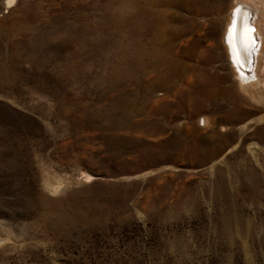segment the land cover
<instances>
[{"label": "rangeland", "instance_id": "rangeland-1", "mask_svg": "<svg viewBox=\"0 0 264 264\" xmlns=\"http://www.w3.org/2000/svg\"><path fill=\"white\" fill-rule=\"evenodd\" d=\"M235 1L0 0V264H264Z\"/></svg>", "mask_w": 264, "mask_h": 264}, {"label": "bare ground", "instance_id": "bare-ground-1", "mask_svg": "<svg viewBox=\"0 0 264 264\" xmlns=\"http://www.w3.org/2000/svg\"><path fill=\"white\" fill-rule=\"evenodd\" d=\"M14 2L7 0V5ZM232 9L225 32L231 76L236 89L246 97L259 93L260 100L264 97V0H236ZM246 47L247 51H243ZM145 53L139 52L140 56Z\"/></svg>", "mask_w": 264, "mask_h": 264}, {"label": "snow or ice", "instance_id": "snow-or-ice-1", "mask_svg": "<svg viewBox=\"0 0 264 264\" xmlns=\"http://www.w3.org/2000/svg\"><path fill=\"white\" fill-rule=\"evenodd\" d=\"M237 11H239V9ZM254 31H255L254 29H250V32H254ZM254 42H255L254 39H252V43ZM243 51H247V47Z\"/></svg>", "mask_w": 264, "mask_h": 264}, {"label": "water", "instance_id": "water-1", "mask_svg": "<svg viewBox=\"0 0 264 264\" xmlns=\"http://www.w3.org/2000/svg\"><path fill=\"white\" fill-rule=\"evenodd\" d=\"M248 20V19H247Z\"/></svg>", "mask_w": 264, "mask_h": 264}]
</instances>
